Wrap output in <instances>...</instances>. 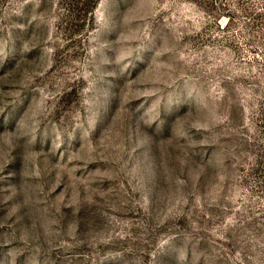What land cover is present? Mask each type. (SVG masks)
I'll return each mask as SVG.
<instances>
[{
  "label": "rangeland",
  "instance_id": "374dc122",
  "mask_svg": "<svg viewBox=\"0 0 264 264\" xmlns=\"http://www.w3.org/2000/svg\"><path fill=\"white\" fill-rule=\"evenodd\" d=\"M0 264H264V0H0Z\"/></svg>",
  "mask_w": 264,
  "mask_h": 264
}]
</instances>
